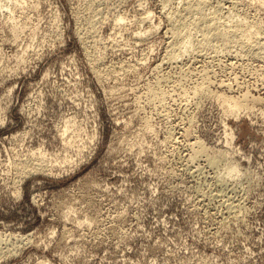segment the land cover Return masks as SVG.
Wrapping results in <instances>:
<instances>
[{
	"label": "rangeland",
	"instance_id": "rangeland-1",
	"mask_svg": "<svg viewBox=\"0 0 264 264\" xmlns=\"http://www.w3.org/2000/svg\"><path fill=\"white\" fill-rule=\"evenodd\" d=\"M77 1L26 0L24 9L15 11L10 0H2L6 9H0V264H264V54L259 56V50L264 53V3L205 0L204 13L223 16L218 18L221 26H230L232 17L248 27L252 24V49L235 44L229 48L233 51H219L215 41L209 49L199 48L203 31L192 25V35H198L193 38L194 53L172 64L166 59L175 37L171 31L182 18L194 21L198 14L187 12V4L196 0H166L169 9L163 7L165 0H100V7L91 6L92 0ZM84 1L87 6H82ZM177 2L180 8L186 5L182 12ZM144 11L152 16L147 22ZM171 14L177 15L174 20L169 16L174 26L167 17ZM119 16L126 19L121 21L126 30L124 25L115 27ZM139 31L147 37L137 39ZM256 46H261L259 52ZM186 62L190 66L182 64ZM181 68L184 71L178 73ZM200 83L209 86L205 98L191 94ZM158 90L166 92L164 101L153 94ZM222 94L261 101L232 115ZM69 119L65 137L75 141L70 146L62 135ZM198 145L208 148L210 155L228 150L242 175L234 179L224 171L225 175L223 163L219 170L208 166L207 154L189 158L192 146ZM35 151L47 156L43 169L20 181L16 163Z\"/></svg>",
	"mask_w": 264,
	"mask_h": 264
},
{
	"label": "bare ground",
	"instance_id": "bare-ground-1",
	"mask_svg": "<svg viewBox=\"0 0 264 264\" xmlns=\"http://www.w3.org/2000/svg\"><path fill=\"white\" fill-rule=\"evenodd\" d=\"M79 1H81V0H79ZM79 1H77L78 4H79ZM86 1H87V0H86ZM86 1H84L85 3H84V5H82V6H85V5L87 4L88 1H87V2H86ZM163 1H164V0H163ZM167 1H168V0H167ZM167 1L165 0V1H164V4H165ZM169 1L171 2L172 0H169ZM188 1L190 2V0H188ZM188 1L186 0L185 2H188ZM192 1H194V0H192ZM206 1H207V0H206ZM211 1H212V0H211ZM217 1H218V0H217ZM217 1H216V2H217ZM228 1H229V0H227L226 2H228ZM235 1H236V0H235ZM237 1L239 2V0H237ZM237 1H236V5H237ZM258 1H260V4L264 3V0H257V1H255V3L258 2ZM89 2H90V1H89ZM94 2H95V3H94ZM99 2H100V0H99V1H97V0H92V1H91V6H95L97 3L99 4ZM102 2H103V1H102ZM106 2H107V1H106ZM161 2H162V0H161ZM183 2H184V1H183ZM183 2H182V4H183ZM208 2H209V1H208ZM212 2H213V1H212ZM220 2H221V1H220ZM222 2H223V1H222ZM226 2H225V3H226ZM241 2H242V1H240L239 3H241ZM253 2H254V1H253ZM3 3H4V2H2V0H0V9H2L3 7H5V5H4L5 3H4V4H3ZM10 3H11L10 6H12L13 9H14V8L16 9V7H17V8H20V9H24V7H25V3H26V0H10ZM167 3H168V2H167ZM177 3H178V2H177ZM217 3L220 4L219 2H217ZM217 3H215V4H217ZM229 3H230V2H229ZM258 3H259V2H258ZM98 4H97V5H98ZM162 4H163V3H161V5H162ZM185 4H186V3H185ZM204 4L206 5L205 0H203V1H202V0H196V1H194V2H190V3L187 4V10H188L187 12H190L191 14H192V13H193V14H194V13H195V14H196V13L198 14L197 16L195 15V17H197V19L195 20V17H193L194 21L192 20V22H189V21L186 22V21H184L185 18H184V19L182 18L183 21H181V22H179V23H177L178 21H177V22L174 21V22L176 23V25H175V23L173 24L172 20H171L170 17H169V16L172 17V14H171V15H167V17H169V19H170V21H171V22L169 21V22H170L169 24L171 25V23H172L173 26L175 25L174 28L171 26V27L173 28L174 31H171L172 28H171L170 26H168L169 28H171V30H169V31L173 32V36H175L174 39H170V42H172V43H170L169 41L167 42V44L170 43V46L172 45V47H171V50H172V51L170 50V47H167V45H166V47L169 48V50L171 51V52H169V53L167 52L168 55H167V53H166V55H167L166 59H169L168 62L170 61V63H172V64H174V63H178L179 60L182 59L183 57L188 56V55H192V54L194 53V51H193L192 49L194 48L193 44L196 43V42H195V40H194L193 38H196L195 36H196L197 34L193 36L192 33H191V28H188V27H190V26H192V25H193L194 28H201L202 30L200 29V30H201L200 33H202V31H203V34H201V35H204V37L202 38V41L199 42V43H200L199 46L197 45V47H199V48L202 47V46H204V47L206 46V47H207V45H210V46H211V45H213V44H212L213 41H215V42H219V43H220V44L218 43L219 45L217 44L218 47L216 46L217 48H220V50H219V49H216V50L221 51V49H223V51H228V52H229V51H233V50H231V49H229V48L233 47L235 44H236V46H237V45L241 46L240 49H242L243 47H247V46H249L250 43H253V41H252L253 39H252V38L255 37V36H253V33H251V31L253 32V30H254L255 28L252 29V30L249 29V28L251 27V25H252V24H250L251 22H248V23L250 24V26L248 27V24H247L246 22H244V21H238L237 19H236L237 22H235V21H234L235 19H233V17H232V20L230 19L231 17H230V18L228 17L229 19H226V20H229V21L231 20L232 23H230L231 21H230V22L225 21V22H227V23H229V24H231V25L229 26V25L227 24L228 26H226V24L224 23L225 25H224V26H221L222 24L220 25V22H223V21H222V20H221V21L218 20V18L220 19V18H222L223 16H222V17H219L218 15L214 16V15H215L214 13H216V12H215V11H214V12L211 11L214 15L212 14L213 16H210V15H209L210 17H207L206 14L204 13V9L206 8V7L204 6ZM207 4H209V3H207ZM210 4H211V3H210ZM210 4H209V5H210ZM218 4H217V6H218ZM223 4H224V3H223ZM227 4H228V3H227ZM231 4H232V3H231ZM260 4H258V5H260ZM80 5H81V4H80ZM89 5H90V3H89ZM97 5H96V6H97ZM167 5H168V4H167ZM174 5H175V4H174ZM179 5H180V4L178 3V6H179ZM225 5H226V4H225ZM233 5H235V4H233ZM262 5H263V4H262ZM7 6H8V5H7ZM10 6H9V7H10ZM86 6H87V5H86ZM98 6L100 7V4H99ZM165 6H166V4L163 5V7H165ZM168 6H169V5H168ZM185 6H186V5H185ZM185 6H183V7H185ZM212 6H213V5H212ZM221 6H222V5H221ZM260 6H261V5H260ZM263 6H264V5H263ZM78 7H79L78 9H80V6H78ZM88 7H90V6H88ZM102 7H103V6H102ZM163 7H162V8H163ZM174 7H175V6H174ZM174 7H173V8H174ZM183 7H182V8H183ZM204 7H205V8H204ZM207 7H208V6H207ZM210 7H211V6H210ZM210 7H208L209 10H210ZM232 7H234V6H230V9H231ZM81 8H83V7H81ZM97 8H98V7H97ZM106 8H108V13H109V12H110V13L112 12V11H109V7H106ZM165 8H167V7H165ZM171 8H172V7H171ZM179 8H180V6H179ZM182 8H180V10H181ZM185 8H186V7H185ZM211 8H212V7H211ZM223 8H225V7H223ZM228 8H229V7H228ZM236 8H238V7H236ZM4 9H6V7H5ZM15 9H14V10H15ZM92 9H93V8H92ZM94 9H96V8H94ZM94 9H93V10H94ZM102 9H105V8H102ZM167 9H169V8H167ZM225 9L227 10V8H225ZM234 9H235V8H234ZM16 10H17V9H16ZM16 10H15V11H16ZM96 10H97V9H96ZM100 10H101V8H100L98 11L100 12ZM106 10H107V9H106ZM170 10H171V9H170ZM174 10H175V9H174ZM176 10H177V9H176ZM185 10H186V9H185ZM209 10L207 9V10H205V12H206V11H209ZM218 10H220V9H218ZM222 10H223V9H222ZM236 10H237V9H236ZM236 10H235V11H236ZM4 11H5V10H4ZM86 11H87V13H89V10H88L87 8H86ZM86 11H85V12H86ZM98 11H96V12L98 13ZM146 11H148V10H146ZM163 11H164V9H163ZM167 11H168V10H167ZM183 11H184V10H183ZM216 11H217V10H216ZM231 11H232V9H231ZM231 11L229 10L230 15H231V13H232ZM235 11H234V12H235ZM101 12H102V11H101ZM149 12H150V11H149ZM149 12H148V13H149ZM168 12H170V11H168ZM168 12H167V13H168ZM171 12H173V11H171ZM171 12H170V13H171ZM181 12H182V10H181ZM181 12H180V13H181ZM185 12H186V11H185ZM217 12H218V11H217ZM227 12H228V11H226V13H227ZM237 12H238V11H236V14H237ZM8 13H9V12H8ZM91 13H92V12H91ZM93 13H95V11H93ZM93 13H92V14H93ZM143 13H146V12L144 11ZM170 13H169V14H170ZM175 13H176V12H175ZM177 13L180 14V13H179V10H178ZM177 13H176V14H177ZM190 13H189L188 15H191ZM206 13H207V12H206ZM221 13H222V11H221ZM224 13H225V10H224ZM226 13H225V14H226ZM92 14H91V16L95 15L96 13L93 14V15H92ZM150 14H151V13H150ZM150 14H147V13H146L147 17H146L145 14H142L141 16L145 15V18H144V17H143V18H144V20H146V22H147V19L149 20V18H150L148 15H150ZM163 14H164V12H163ZM176 14H174L173 16L175 17ZM193 14H192V16H193ZM209 14H210V13H209ZM89 15H90V14H89ZM89 15H87V16H89ZM98 15H99V14H98ZM103 15H105V11H103ZM185 15H186V13H185ZM230 15H229V16H230ZM234 15H235V13H234ZM234 15L232 14V16H234ZM238 15H239V14H238ZM238 15H237V18H238ZM240 15H242V14H240ZM91 16H90V17H91ZM95 16H97V14H96ZM106 16H108V15H106ZM106 16H103V18L106 17ZM150 16H151V15H150ZM165 16H166V13H165ZM165 16H164V17H165ZM176 16H177V15H176ZM178 16H180V15H178ZM182 16H184V15H182ZM192 16H191V19H192ZM227 16H228V13L226 14V17H227ZM235 16H236V15H235ZM151 17H152V16H151ZM167 17H166V18H167ZM174 17H172L173 20H174ZM186 17H187V16H186ZM244 17H245V16H244ZM244 17H243V18H244ZM92 18H93V17H92ZM94 18H95V17H94ZM96 18H97V17H96ZM96 18H95V19H96ZM106 18H107V17H106ZM117 18H118V17H117ZM179 18H180V17H179ZM187 18H188V17H187ZM187 18H186V19H187ZM224 18H225V16H224ZM234 18H235V17H234ZM240 18H241V17L239 16V20H240ZM246 18H247V17H246ZM98 19H99V18H98ZM123 19H124V18H123L122 16H119V18L114 22V23H115V27H122V25H124V24L121 23V21H122ZM177 19H178V18H177ZM180 19H181V18H180ZM180 19H179V20H180ZM189 19H190V18H189ZM92 20H93V19H92ZM105 20H106V19H105ZM113 20H114V19H113ZM140 20H141V18H140ZM140 20H139V21H140ZM142 20H143V19H142ZM150 20H151V19H150ZM175 20H176V18H175ZM244 20H245V19H244ZM90 21H91V19H90ZM93 21H94V20H93ZM96 21H97V19H96ZM99 21H100V20H99ZM99 21H98V22H99ZM123 21H126V19L123 20ZM190 21H191V20H190ZM219 21H220V22H219ZM233 21H234L235 23H234ZM245 21H246V20H245ZM98 22H94V23L97 24ZM140 22H141V21H140ZM142 22H143V21H142ZM142 22H141V23H142ZM144 22H145V21H144ZM148 22H149V21H148ZM255 22H256V21H254V23H255ZM90 23H91V22H90ZM94 23H93V24H94ZM124 23L126 24V22H124ZM254 23H253V24H254ZM256 23H257V22H256ZM258 23H259V22H258ZM99 24H101V23L99 22ZM99 24H97V25H99ZM127 24H128V23H127ZM142 24H144V23H142ZM148 24H149V23H147V25H148ZM87 25H88V24H87ZM91 25H92V24H89V26H91ZM97 25H96V26L94 25V27H97ZM150 25H151V21H150ZM150 25H149V26H150ZM255 25H256V24H255ZM255 25H254V27H255ZM152 26H154V25H153V22H152ZM256 26H259V25L257 24ZM261 26H262V24H261ZM154 27H155V26H154ZM154 27H153V28H154ZM168 27H167V29H166V32L168 31ZM262 27H263V26H262ZM262 27H261V28H262ZM89 28H90V27H88V30H89ZM91 28H92V27H91ZM143 28H144V27H143ZM148 28H150V27H148ZM148 28H146V29H148ZM153 28H151V29H153ZM156 28H157V27H155V30H156ZM187 28H188L189 30H188ZM252 28H253V27H252ZM261 28L259 27L260 30H261ZM117 29H118V28H116V30H117ZM124 29H125V25H124ZM184 29H185V30H184ZM263 29H264V27H263ZM88 30H87V31H88ZM97 30H98V29L95 28V30L92 29L91 32H92V31H95V32H96ZM119 30H120V28H119ZM125 30H126V29H125ZM125 30H123V31H125ZM141 30H144V31L146 32L145 29H141ZM149 30H150V29H149ZM149 30H148V33L151 31V30H150V31H149ZM155 30H154V31H155ZM186 30H187V31H186ZM193 30H195V29H193ZM87 31H86V32H87ZM89 31H90V30H89ZM89 31L87 32V34L90 33ZM152 31H153V30H152ZM258 31H259V30H258ZM258 31L256 32V33H258V34L255 33L256 35H259V34H260V32H258ZM86 32H85V33H86ZM117 32H118V31H117ZM141 32H142V31H141ZM171 32H170V34H171ZM192 32H193V31H192ZM262 32H263V31H262ZM143 33H144V32H143ZM143 33H140V31H139V34H136V33H133V34H136V35H134V36H135L137 39H141L143 36H145V34H144L143 36H141V34H143ZM167 33H168V32H167ZM167 33H166V34H167ZM193 33H198V29H197V32H193ZM87 34H86L85 36H87ZM131 34H132V33H131ZM133 34H132V35H133ZM170 34H169V35H170ZM262 34H263V33H262ZM262 34H260V37H261ZM93 35H95V34L92 33L91 36H93ZM132 35H131V36H132ZM201 35H200V36H201ZM85 36H83V37L85 38V40L88 39V38H86ZM91 36H90V37H91ZM134 36H133V37H134ZM165 36H166V35H165ZM197 36H198V35H197ZM90 37H89V40H90ZM112 37H114V36H112ZM133 37H131V38H133ZM135 37H134V39H135ZM145 37H147V33H146V36H145ZM145 37H143V39H144ZM168 37H169V36H167V38H168ZM258 37H259V36H258ZM81 38H82V37H81ZM170 38H173V37H170ZM198 38H199V37H198ZM262 38H263V36H262ZM91 39H92V38H91ZM110 39H111V38H109L108 41H111ZM114 39H115V37H114ZM168 39H169V38H168ZM196 39H197V38H196ZM200 39H201V38H200ZM256 39H259V38L256 37ZM263 39H264V38H263ZM82 40H83V38H82ZM85 40H84V41H85ZM112 40H113V39H112ZM171 40H172V41H171ZM254 40H255V39H254ZM86 41H87V40H86ZM86 41H85V42H86ZM108 41H107V42H108ZM136 41H137V40H136ZM255 41H256V40H255ZM255 41H254V42H255ZM107 42H106V44H107ZM256 42H257V41H256ZM256 42H255V43H256ZM261 42H262V40H261ZM255 43H254V44H255ZM259 43H260V42H259ZM84 44H85V43H84ZM84 44H83V45H84ZM215 44H216V43H215ZM256 44H257V43H256ZM261 44L263 45V44H264V41H263V43H261ZM88 45H89V41H88ZM168 45H169V44H168ZM232 45H233V46H232ZM251 45H252V44H251ZM251 45H250V47H251V49H252V46H251ZM214 46H215V45H214ZM254 46H255V45H254ZM258 46H259V45H258ZM192 47H193V48H192ZM197 47H196V48H197ZM206 47H205V48H206ZM237 47H238V46H237ZM260 47H261V46H260ZM260 47H259V48H260ZM262 47H263V46H262ZM253 48H254V47H253ZM259 48H257V46H256L255 50H256V49L259 50ZM207 49H209V47H207ZM210 49H211V47H210ZM237 49H239V48H237ZM243 49H244V48H243ZM243 49H242V50H243ZM247 49H250V48L248 47ZM260 49H261V48H260ZM263 49H264V47H263ZM169 50H168V51H169ZM242 50H240V52H241ZM258 50H256V51H258ZM165 51H166V49H165ZM195 51H196V50H195ZM200 51H202V50H200ZM200 51H199V53H200ZM245 51H246V50H244V51H242V52H245ZM248 51H249V50H248ZM252 51H253V50H252ZM259 51H260V53H261L262 55H259V54H258V55H259L260 57L263 56L264 53H262L261 50H259ZM259 51H258V52H259ZM202 52H203V51H202ZM204 52H207V50L204 51ZM213 52H215L214 49H213ZM213 52H212V54H213ZM228 52H226V53H228ZM236 52H238V51H235V53H236ZM240 52H238V53H240ZM253 52H254V51H253ZM253 52L251 53V51H250L249 53H251V55H252ZM196 53H197V51H196ZM196 53H195V54H196ZM220 53H221V52H217L216 55H218V54H220ZM238 53H236V54L238 55ZM205 54H206V53H205ZM221 54H223V52H222ZM228 54H229V53H228ZM228 54H227V55H228ZM240 54H241V55H240ZM240 54H239L240 57H241V56H242V58L245 57L244 55H242V53H240ZM244 54L246 55V53H244ZM166 55H165V56H166ZM201 55H202V54H201ZM207 55H209V53H208ZM210 55H211V54H210ZM234 55H235V54H234ZM249 55H250V54H249ZM251 55H250V56H251ZM255 55H256V53H255ZM258 55H257L256 57H258ZM93 56H94V55H93ZM193 56H195V55H193ZM219 56L221 57V55H219ZM223 56H224V55H223ZM235 56H236V55H235ZM243 56H244V57H243ZM253 56H254V55H253ZM195 57H196V56H195ZM198 57H199V56H198ZM207 57H209V56H207ZM210 57H211V56H210ZM210 57H209V58H210ZM214 57H215V56H214ZM216 57H217V56H216ZM229 57H230V56H229ZM237 57H238V56H237ZM237 57H236V58H237ZM246 57H247V55H246ZM246 57H245V58H246ZM90 58H92V57H90ZM93 58L95 59V57H93ZM217 58H218V57H217ZM217 58H216V59H217ZM223 58H224V57H223ZM233 58H235V57H233ZM236 58H235V59H236ZM242 58H241V59H242ZM249 58H250V57H249ZM249 58H248V59H249ZM262 58H264V57H262ZM97 59H98V58H97ZM97 59H96V60H97ZM100 59H101V57H100ZM163 59H164V57H163ZM184 59H185V58H183V60H184ZM189 59H191V58L189 57ZM200 59H201V58H200ZM206 59H207V58H206ZM219 59H221V58H219ZM224 59L226 60V58H224ZM238 59H239V58H238ZM246 59H247V58H246ZM250 59H251V58H250ZM159 60H160V59H159ZM191 60H192V59H191ZM194 60H195V58H194ZM209 60H210V59H209ZM214 60H215V59H214ZM227 60H228V58H227ZM252 60H253V59H252ZM257 60H258V59H257ZM257 60H256V61H257ZM260 60H261V59H260ZM260 60H259V61H260ZM262 60H263V59H262ZM161 61H162V59H161ZM165 61H166V60H165ZM186 61H188V60H186ZM206 61H208V59H207ZM219 61H220V60H219ZM221 61H222V59H221ZM238 61H240V60H238ZM238 61H237V62H238ZM243 61H244V59H243ZM168 62H167V64H168ZM183 62H184V61H183ZM188 62H190V61H188ZM192 62H193V61H192ZM197 62H198V61H197ZM197 62H196V63H197ZM209 62H212V61L210 60ZM229 62H230V63L232 62V61H230V58H229ZM229 62H228V63H229ZM233 62H234V61H233ZM244 62H245V64H246L247 61H244ZM244 62H243V63H244ZM263 62H264V61H263ZM157 63L159 64V62H157ZM162 63H164V62H162ZM203 63H205V62H203ZM206 63H207V62H206ZM222 63H223V62H222ZM224 63H227V61L224 62ZM224 63H223V65H225ZM241 63H242V62H241ZM243 63H242V65H243ZM165 64H166V63H165ZM179 64H180V63H179ZM182 64H185V65H186L187 62H186V63H182ZM189 64H190V63H189ZM189 64H187V66H188ZM231 64H233V63H231ZM239 64H240V63H239ZM259 64H260V63H259ZM120 65H121V64H120ZM124 65H125V64H124ZM136 65H137V64H135L134 66L136 67ZM156 65H157V64H156ZM160 65H162V64L160 63ZM170 65H171V64H170ZM176 65L178 66V64H176ZM204 65H205V67H206L207 64H204ZM226 65H227V64H226ZM226 65H225V66H226ZM228 65H229V64H228ZM237 65H238V63H237ZM128 66H129V65H128ZM130 66H131V65H130ZM154 66H155V65H154ZM172 66H173V65H172ZM177 66H176V67H177ZM179 66H180V65H179ZM183 66H184V65H183ZM189 66H190V65H189ZM191 66H192V68L194 69L193 65H191ZM201 66L203 67V65H201ZM229 66H230V65H229ZM229 66H228V67H229ZM231 66H232V65H231ZM233 66H234V65H233ZM233 66L230 67V68H233ZM245 66H247V64H246ZM245 66H244V67H245ZM261 66H263V65H261ZM132 67H133V66H132ZM132 67H131V68H132ZM135 67H134V68H135ZM155 67H158V68H159V65H157V66H155ZM162 67H163V66H162ZM164 67H165V66H164ZM166 67H167V66H166ZM173 67H174V66H173ZM195 67H196V66H195ZM235 67H236V65H235ZM235 67H234V68H235ZM238 67H239V66H238ZM242 67H243V66H241V70H242ZM123 68H125V67H123ZM134 68L129 69V70H132V72H133V71L135 70ZM136 68L138 69V66H137ZM167 68H170V67H167ZM184 68H185V67H184ZM197 68H198V67H197ZM203 68H204V67H203ZM203 68H202V69H203ZM247 68H248V66H247L245 69H247ZM108 69H109V68H108ZM108 69H106V71H107ZM152 69H154V68H152ZM155 69H156V68H155ZM198 69L200 70L201 67L198 68ZM209 69H210V68H209ZM112 70H113V68H111V69H110L111 72L115 71V69H114L113 71H112ZM121 70H122V68H121ZM124 70H125V69H124ZM158 70H159V69H158ZM158 70H157V71L155 70V71L158 72ZM165 70H166V69H165ZM165 70H164V71H165ZM170 70H171V72H172V68H171ZM179 70H180V72L178 71V73H181V71H182L183 69L181 68V69H179ZM185 70H186V69H185ZM199 70H198V71H199ZM203 70H204V69H203ZM206 70L208 71L207 68H206ZM263 70H264V68H263ZM110 71H108V73H109ZM126 71H127V70H126ZM152 71H153V70H152ZM183 71H184V70H183ZM183 71H182V72H183ZM195 71H196V70H195ZM195 71H194V72H195ZM198 71H197V72H198ZM210 71H211V70H210ZM130 72H131V71H130ZM185 72H188V70H186ZM190 72H192V71H190ZM212 72H213V71H212ZM105 73H106V72H105ZM108 73H107V74H108ZM113 73H114V72H113ZM113 73H112V74H113ZM125 73H126V72H125ZM153 73H154V72H153ZM159 73H160V72H159ZM159 73H157V74L159 75ZM163 73H164V72H163ZM168 73H169V72H168ZM188 73H189V72H188ZM195 73H196V72H195ZM199 73H200V72H199ZM201 73H202V72H201ZM205 73H206V71H205ZM261 73H262V72H261ZM114 74H115V73H114ZM114 74H113V75H114ZM128 74H129V73H128ZM157 74L155 73V75H157ZM160 74H161V73H160ZM169 74H170V73H169ZM169 74H168V75H169ZM171 74H172V73H171ZM184 74H186V73H184ZM197 74H198V73H197ZM197 74H196V75H197ZM202 74H203V73H202ZM207 74H208V72H207ZM209 74H210V73H209ZM209 74H208L207 76H209ZM263 74H264V73H263ZM108 75L110 76L111 73L108 74ZM113 75H111V76H113ZM198 75H199V74H198ZM203 75H204V74H203ZM205 75H206V74H205ZM98 76H99V75H98ZM102 76H103V73H102L101 76H99V78L102 77ZM159 76H160V75H159ZM165 76H166V74L164 75V78H166ZM185 76H186V75H185ZM185 76H184V75H183V76L181 75V77H183V78H186ZM187 76H189V75H187ZM199 76L201 77V75H199ZM207 76H206L207 79L210 78V76H209V77H207ZM155 77L157 78V76H155ZM162 77H163V76H162ZM176 77H177V76H176ZM181 77H180V79H181ZM164 78H162V79H164ZM154 79H155V78H154ZM162 79L159 77V80L162 81ZM166 79H167V78H166ZM172 79H175V78L173 77ZM180 79H179V80H180ZM198 79H199V78H198ZM159 80H158V81H159ZM208 80H209V79H208ZM230 80H231V79H230ZM158 81H156V82L158 83ZM168 81H169V79H168ZM180 81H181V80H180ZM180 81H179V84L182 82V81H181V82H180ZM203 81H207V80H205V77H204V80H203ZM210 81H211V80H209V82H210ZM222 81H223V80H222ZM222 81H221V82H222ZM225 81H226V83H227V80H225ZM166 82H167V80H166ZM169 82L171 83L172 80H170ZM199 82H200V81H199ZM221 82H220V83H221ZM228 82H229V81H228ZM159 83H160V81H159ZM170 83H169V84H170ZM173 83H174V82H173ZM176 83H178V82H176ZM176 83H175V84H176ZM213 83H214V82H213ZM213 83H212V84H213ZM220 83H219V84H220ZM222 83L225 84L224 81H223ZM222 83H221V84H222ZM230 83H232V82H230ZM234 83H235V82H234ZM164 84H165V83H164ZM179 84H178V85H179ZM181 84H182V83H181ZM200 84H201V83H200ZM200 84L197 85V86H195V87L193 88V91H192L191 94H193V95L195 94L194 96H196V95H198V96L201 95V96H202V95H203V98H205L206 96L204 97V93L208 90L207 88H208L209 86H208V84H204V83L201 84V85H200ZM210 84H211V83H210ZM210 84H209V85H210ZM212 84H211V85H212ZM221 84H220V86H221ZM228 84H229V83H228ZM157 85H158V84H157ZM173 85H174V84H173ZM182 85H183V84H182ZM206 85H207L208 87H207ZM235 85H237V84H235ZM159 86H161V85H158L157 88H158ZM180 86H181V85H180ZM184 86H185V84H184ZM192 86H193V85H192ZM222 86H224V85H222ZM161 87H162V86H161ZM176 87H178V86H176ZM211 87H212V86H211ZM211 87H210V88H211ZM231 87H232V86H231ZM231 87H230V84H229V88H231ZM153 88H154V87H153ZM153 88H152V89H153ZM162 88H163V87H162ZM225 88H226V86H225ZM229 88H228V90H229ZM183 89H184V88H183ZM183 89H182V90H183ZM189 89H190V88H189ZM222 89H223V88H222ZM233 89H234V88H233ZM154 90H156V89L154 88ZM163 90H164V89H163ZM179 90H181V89H179ZM185 90H186V91H185ZM225 90H226V89H225ZM228 90H227V91H228ZM184 91L187 92L188 90H187V89H184ZM151 92H152V90H151ZM162 92H164V91L161 90V92H160V90H158V91H156V92L153 93V94H154L157 98L160 99V98H163L162 96H164V95L162 94ZM188 92H189V91H188ZM211 92H212V91H211ZM211 92H210V95H211L212 93H214V92H212V93H211ZM164 93H166V92H164ZM208 93H209V92H208ZM208 93H207V94H208ZM153 94H152V95H153ZM215 94H217V93H215ZM166 95H167V94H166ZM166 95H165V96H166ZM185 95H186V94H185ZM185 95H184V96H185ZM187 95H188V93H187ZM212 95H213V94H212ZM218 95H221V94H218ZM218 95H217V97H216L217 99H218ZM222 95H225L224 97L221 96V98H223L222 100H224V103H226V106L228 107V109H229V110H230V109L232 110V111H229V110H228L229 112H231L232 115L234 114V112H238V111H240L241 109L244 110V108H246L245 110H247L248 107H250V105H252V104H253V105L255 104V106H256V105L258 104L257 102L261 101L260 98H253V97H251V98H253V99H251V98H249L248 95H247V96H244V95H243V96H244V98H243V96H242L243 99H241V98H239V97L236 98L237 96L229 97V96H226V94H222ZM190 96H191V95H190ZM207 96L209 97V94H208ZM239 96H240V95H239ZM166 97H167V96H166ZM166 97H165V98H166ZM213 97H214V96H213ZM240 97H241V96H240ZM188 98H189V97H188ZM196 98H197V96H196ZM199 98H200V97H199ZM221 98L219 97V99H221ZM155 99H156V98H155ZM190 99H191V98H190ZM200 99H202V97H201ZM200 99H199V100H200ZM219 99H218V101H219ZM162 100L164 101V98H163ZM165 100H166V99H165ZM187 100H188V99H187ZM159 101H160V100H159ZM163 101H162V103H163ZM190 101H191V100H190ZM194 101H195V99H194ZM194 101H193V102H194ZM196 101H197V100H196ZM200 101H202V100H200ZM198 102H199V101H198ZM198 102H197V103H198ZM186 103H187V102H186ZM188 103H189V102H188ZM190 103H191V102H190ZM190 103H189V104H190ZM197 103H196V104H197ZM199 103H201V102H199ZM221 103H222V105H223V107H224L225 105L223 104V101H221ZM260 103H261V102H260ZM262 103H263V102H262ZM194 104H195V102H194ZM199 105H200V104H199ZM195 106H196V105H195ZM197 106H198V105H197ZM226 106H225V108H227ZM252 107H253V106H252ZM254 108H256V107H254ZM249 109H250V108H249ZM251 109L253 110V108H251ZM245 110H244V112H245ZM241 111H242V110H241ZM241 111H240V112H241ZM232 112H233V113H232ZM70 122H71L70 119H69V120H66L65 129H64V131H63V133H62V135L64 136V137H63V140H64V141L66 140V141H67V145H69V146H70V145H74V143H75V141H73V137H70L69 139H66V137H65V134L67 133V131H69V127H68V124H67V123H69V125H70ZM228 134H229V133H228ZM231 135H233L232 132L230 133V135H228V137L231 136ZM231 137H232V136H231ZM233 138H234V136H233ZM192 139H193V138H192ZM227 139H228V138H227ZM227 139H226V146H230L229 140L227 141ZM191 142H192V141H191ZM231 142H232V140H231ZM193 143H194V141H193ZM193 143H192V144H193ZM232 143H233V142H232ZM187 144H188V143H187ZM224 144H225V142H224ZM227 144H228V145H227ZM193 145H194V144H193ZM231 145H232V144H231ZM224 146H225V145H224ZM189 147L191 148V145H190ZM194 147H195V146H194ZM230 147H231V146H230ZM193 149H194V150H193ZM207 149H208V148H207ZM207 149H206V147L204 148V145H203V146H202V145H198L197 148H193V146H192V151H193L194 153H193V155H191L192 157H189V158L192 159L193 156H196V155L199 156V155H206V154H207V158H206V159H207V165L209 164L208 166H211V167H213L214 169L219 170V169H221V163H223L224 165H226L225 168L222 167L223 169H225V170L222 171L224 174L227 172V174H228L229 176L233 177V178L236 177V176H239V175L241 176V175H242V174H241V169H240L239 165L237 164V162H236V163L233 162L235 159L232 160L231 158H229V157H230V156H229V155H230V152H229V154H228V153H227L228 150L225 151L226 149H225V150L220 149V151L218 150V151L215 152V153H214L215 150H213V153H214V154L210 155V154H208L209 150H208V152L206 151ZM188 151H189V149H188ZM210 151H211V150H210ZM234 152H235V151H234ZM189 153H191V152H189ZM209 153H210V152H209ZM208 155H209V156H208ZM231 155H232V157H233V153H232ZM197 156H196V157H197ZM36 157H37V158H36ZM187 157H188V156H187ZM34 158L37 159L38 162H37L35 165L33 164L34 162H32V164H30V162L33 161ZM46 158H47V156L44 155L43 153H40V152H36V151H35V152H31V154L28 155V160H25V161H24V160H20V161H18V162L16 163V171H18L19 173H21V176H19V177H21V179L19 178V180H20V181L23 180L24 177H26L27 175H29V174L31 173V171L42 170V169H43V164H44ZM194 158H195V157H194ZM194 158H193V159H194ZM197 158H198V157H197ZM197 158H196V159H197ZM204 158H205V157H204ZM193 159H192V160H193ZM198 159H199V158H198ZM200 159H201V157H200ZM187 160H188V159H187ZM189 160H190V159H189ZM34 161H35V160H34ZM190 161H191V160H190ZM202 161H203V160H202ZM194 162H195V160L193 161V163H194ZM189 163H190V162H189ZM186 164H188V161L186 162ZM191 164H192V163H191ZM196 164H197V163H195L194 166H197ZM199 165H200V164H199ZM203 165H205V164H203ZM203 165H202V167H203ZM189 166H191V165H190V164L187 165V167H189ZM208 166H207V168H208ZM202 167H201V169H202ZM196 168H198V166H197ZM209 168H210V167H209ZM213 168H212V171H214ZM198 169H200V167H199ZM204 169H205V168H204ZM193 170H194V169H193ZM193 170H192V171H193ZM209 170H210V169H209ZM187 171H188V170H187ZM189 171L192 172L191 170H189ZM201 171H202V170H201ZM224 171H226V172H224ZM202 172H203V171H202ZM214 172H215V171H214ZM217 172H218V171H217ZM217 172H216V174H214L213 177H215L216 175H218ZM220 172H221V171H219V173H220ZM243 172H244V171H243ZM243 172H242V173H243ZM245 172H246V171H245ZM187 173H188V172H187ZM187 173H186V174H187ZM194 173H195V170H194ZM207 173H208V171H207ZM247 173H248V172H246V174H247ZM195 174H196V173H195ZM189 175H190V174H189ZM225 175H226V174H225ZM248 175H249V173H248ZM190 176H191V175H190ZM193 176H195V175H192V179L195 178V177L193 178ZM222 176H224V175L222 174V175H220L219 177H220V178H223ZM240 176H239V177H240ZM246 176H247V175H246ZM210 177H211V176H210ZM231 177H230V178H231ZM239 177H238V178H239ZM244 177H245V176H243V177H241V178H244ZM190 178H191V177H190ZM211 178H212V177H211ZM220 178H219V179H220ZM226 178H227V177H226ZM230 178L228 177L229 180L233 179V178H231V179H230ZM236 178H237V177H236ZM214 179H215V178H214ZM214 179H213V180H214ZM217 179H218V178H216L215 181H218V183H219V179H218V180H217ZM224 179H225V178H224ZM224 179H223V181H224ZM234 179H235V178H234ZM200 180H201V179H200ZM203 180L205 181V179H203ZM203 180H202V182H204ZM211 180H212V179H211ZM229 180H228V182H229ZM248 180H249V179H248ZM196 181H197V180H196ZM200 182H201V181H200ZM205 183H206V182H204V184H205ZM214 183H216V182H214ZM214 183H213V184H214ZM218 183H217V184H218ZM222 183H223V182H222ZM225 183H226V179H225ZM225 183H224V184H225ZM230 183H231V182H230ZM199 184H200V183H199ZM199 184H198V185H199ZM206 184H207V183H206ZM227 184H228V183H227ZM227 184H225L224 186H226ZM234 184H235V181H234ZM234 184H232L231 187H232V186H235ZM200 185H202V184H200ZM207 186H208V185H207ZM214 186H215V185H214ZM208 187H209V186H208ZM208 187H207V188H208ZM210 187H211V186H210ZM231 187H229V188L232 190ZM199 188H201V186H199ZM202 188H203V187H202ZM215 188H216V187H215ZM217 188H218V187H217ZM203 189H204V188H203ZM208 189H209V188H208ZM220 189H221V188H220ZM222 189H225V188L222 187ZM227 189H228V188H227ZM200 190H201V189H200ZM206 190H207V189H206ZM213 190H214V189H213ZM218 190H219V189H218ZM233 190L235 191V188H233ZM220 191H221V190H220ZM220 191H218V192L216 191V192L219 194V193H221ZM223 191H224V190H222V193H226V192H227V190H226V192H223ZM216 192H215V194H214V192L212 191V193H213L214 195L217 196ZM228 192H229L228 194H229V196H230V193H231L230 190H229ZM207 193H208V192H207ZM209 193H210V192H209ZM212 193H211V194H212ZM222 193H221V194H222ZM200 194L202 195L201 192H200ZM235 194H236V193H235ZM206 195H207V194H206ZM223 195H224V194H223ZM226 195H227V193H226ZM231 195H234V194H231ZM236 195H237V194H236ZM207 196H208V195H207ZM216 196H215V197H216ZM221 196H222V195H221ZM210 197H211V196H210ZM222 197H224V196H222ZM234 197H235V196H234ZM234 197H233V199H234ZM208 198H209V197H208ZM212 198H214V196H212ZM217 198H218V197H217ZM217 198H216V200H217ZM219 198H221V197H219ZM219 198H218V199H219ZM226 198H227V197H226ZM237 198H238V197H237ZM237 198H236V199H237ZM223 199H224V198H223ZM223 199H222V201H226L225 204H229V203H227V201H229V200H228L229 197H228L227 200H223ZM236 199H235V200H236ZM208 200H209V199H208ZM210 200H211V198H210ZM220 200H221V199H220ZM220 200H219V201H220ZM231 200H232V199H231ZM237 201H239V206H240V203H242V201L240 202V199L237 200ZM215 202H216V201H215ZM219 203H220V202H219ZM223 203H224V202H223ZM223 203H222V205H224ZM230 203H231V205H232V201H230ZM236 204H237V203H236ZM234 205H235V204H234ZM228 206H229V205H228ZM225 207H226V206H225ZM232 207L234 208L233 205H232ZM232 207L230 206V207H228V208H230V210H231ZM236 207H237V205H236ZM241 207H242V205H241ZM220 208H221V206H220ZM228 208L226 207L225 209H228ZM223 209H224V208H223ZM234 209H236V208H234ZM234 209H232V210H234ZM238 209H240V208L238 207ZM230 210L227 211V212L230 213ZM224 211H226V210H224ZM241 211H242V210H241ZM241 211H240V212H241ZM234 212H235V211H234ZM231 213H232V212H231ZM239 214H240V213H239ZM233 216H234V213H233ZM235 216H237V214H236ZM238 216H239V215H238ZM7 251H8V253H9L10 250H7ZM14 252H16V251H14ZM14 252H13V253H14ZM10 253H11V252H10Z\"/></svg>",
	"mask_w": 264,
	"mask_h": 264
}]
</instances>
